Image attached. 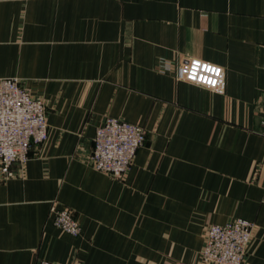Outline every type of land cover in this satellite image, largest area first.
<instances>
[{
    "label": "crops",
    "instance_id": "obj_1",
    "mask_svg": "<svg viewBox=\"0 0 264 264\" xmlns=\"http://www.w3.org/2000/svg\"><path fill=\"white\" fill-rule=\"evenodd\" d=\"M160 57L221 65L223 92ZM0 77L49 122L37 154L0 167V264H201L206 228L237 218L254 223L243 264H264V0H0ZM108 116L147 131L121 178L90 160Z\"/></svg>",
    "mask_w": 264,
    "mask_h": 264
},
{
    "label": "built area",
    "instance_id": "obj_2",
    "mask_svg": "<svg viewBox=\"0 0 264 264\" xmlns=\"http://www.w3.org/2000/svg\"><path fill=\"white\" fill-rule=\"evenodd\" d=\"M157 69L171 72L177 80L196 83L223 92L225 72L221 65L193 58L179 65L160 57ZM264 125V121H263ZM147 131L139 124L113 116L96 129L90 160L94 167L121 178L131 169L136 152L146 141ZM49 137L47 104L34 96L17 77H0V167L5 178L14 175L13 165L26 164ZM54 225L78 236L82 224L72 209L51 207ZM254 223L237 218L206 228L201 264H243L253 237ZM35 264H61L40 259ZM72 264V263H68Z\"/></svg>",
    "mask_w": 264,
    "mask_h": 264
},
{
    "label": "bare ground",
    "instance_id": "obj_3",
    "mask_svg": "<svg viewBox=\"0 0 264 264\" xmlns=\"http://www.w3.org/2000/svg\"><path fill=\"white\" fill-rule=\"evenodd\" d=\"M104 121H105V120H104ZM128 122H129V121H128ZM131 123H132V122H131ZM135 124H137V123H135ZM139 125H140V124H139ZM142 127H143V126H142ZM146 138H147V136H146ZM145 142H146V141H145ZM145 142H144V143H145ZM143 145H144V144H143ZM140 147H141V146H140ZM140 147H139V148H140ZM139 148H138V149H139ZM136 154H137V152H136ZM135 157H136V156H135ZM81 232H82V231H81ZM79 235H80V234H79Z\"/></svg>",
    "mask_w": 264,
    "mask_h": 264
},
{
    "label": "rangeland",
    "instance_id": "obj_4",
    "mask_svg": "<svg viewBox=\"0 0 264 264\" xmlns=\"http://www.w3.org/2000/svg\"><path fill=\"white\" fill-rule=\"evenodd\" d=\"M190 59H193V58H190ZM190 59H189V60H190ZM189 60H188V61H189ZM72 264H73V263H72Z\"/></svg>",
    "mask_w": 264,
    "mask_h": 264
}]
</instances>
